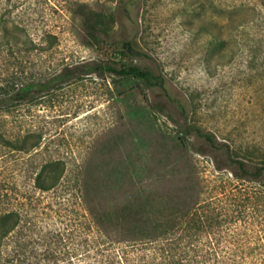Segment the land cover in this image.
<instances>
[{
    "label": "rangeland",
    "instance_id": "374dc122",
    "mask_svg": "<svg viewBox=\"0 0 264 264\" xmlns=\"http://www.w3.org/2000/svg\"><path fill=\"white\" fill-rule=\"evenodd\" d=\"M3 19L35 46L0 44V84L114 59L150 67L165 85L86 74L0 110L13 136L39 139L29 152L0 148V184L24 201L28 226L59 228L84 248L89 212L104 218L98 228L114 243L128 230L123 213L169 214L205 199L250 221L229 225L245 245H264V179L234 177L194 131H211L238 158L264 159V0H0ZM112 39L131 40L146 56L111 55ZM48 159H61L66 176L34 191L32 170Z\"/></svg>",
    "mask_w": 264,
    "mask_h": 264
},
{
    "label": "trees",
    "instance_id": "16d2710c",
    "mask_svg": "<svg viewBox=\"0 0 264 264\" xmlns=\"http://www.w3.org/2000/svg\"><path fill=\"white\" fill-rule=\"evenodd\" d=\"M48 36L44 41L54 43L55 37ZM20 39L21 32L14 22L0 21V44L11 46L26 42L35 46L30 38L23 42ZM109 47L111 55L119 58L146 56L128 39H112ZM102 73L139 78L149 87H165L160 73L148 66L119 63L114 59L93 60L64 65L50 77L0 84V110L10 112L15 103L34 100L39 93L76 76ZM2 121L0 148L29 152L38 147L37 135L13 136L7 122ZM194 131L225 156L234 177L247 181L264 179V159L255 162L250 155L238 158L235 149L211 131L200 128ZM66 172L61 159L43 161L32 170V190L46 192L58 188ZM17 196L9 185L0 184V264H264V245H245L241 234L229 228L232 221H244L236 214L237 210L231 211L228 205L219 206L214 201L204 199L188 210L178 208L169 214L149 213L145 207L133 214L123 213L118 222L127 225L128 230L115 236L114 243L109 233L98 228L104 218L100 221L98 215L89 212L91 230L86 240L90 244L79 248L69 245V236L59 228L36 229L34 222L28 226L24 201ZM244 222L250 223L248 219ZM232 241H236V245H230ZM73 258L82 262L72 261Z\"/></svg>",
    "mask_w": 264,
    "mask_h": 264
}]
</instances>
